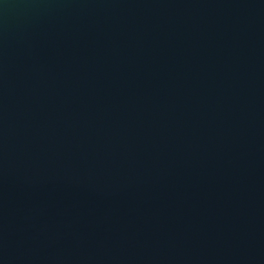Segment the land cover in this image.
<instances>
[{"label":"water","instance_id":"obj_1","mask_svg":"<svg viewBox=\"0 0 264 264\" xmlns=\"http://www.w3.org/2000/svg\"><path fill=\"white\" fill-rule=\"evenodd\" d=\"M0 264H264V0H0Z\"/></svg>","mask_w":264,"mask_h":264}]
</instances>
